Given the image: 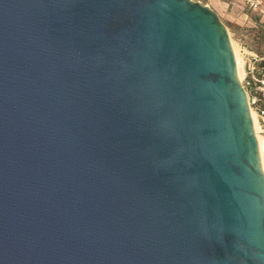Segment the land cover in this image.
Listing matches in <instances>:
<instances>
[{"label":"water","instance_id":"1","mask_svg":"<svg viewBox=\"0 0 264 264\" xmlns=\"http://www.w3.org/2000/svg\"><path fill=\"white\" fill-rule=\"evenodd\" d=\"M0 264H264L259 145L213 9L0 0Z\"/></svg>","mask_w":264,"mask_h":264},{"label":"built area","instance_id":"2","mask_svg":"<svg viewBox=\"0 0 264 264\" xmlns=\"http://www.w3.org/2000/svg\"><path fill=\"white\" fill-rule=\"evenodd\" d=\"M247 2L259 14L264 15V8L261 6L260 0H247ZM238 46L243 72L240 81L246 92L250 113H254L256 116L258 134L264 142V54L254 48Z\"/></svg>","mask_w":264,"mask_h":264},{"label":"rangeland","instance_id":"3","mask_svg":"<svg viewBox=\"0 0 264 264\" xmlns=\"http://www.w3.org/2000/svg\"><path fill=\"white\" fill-rule=\"evenodd\" d=\"M193 1H199L202 4L209 6L218 14L220 20L225 24L230 38L235 44L237 55L241 57L239 52V46L236 43L237 36L235 35V32L236 34L237 32L238 34L242 33L243 29H247L248 21L250 19L260 18L261 14H259L257 10L249 6L247 0H193ZM231 19H234L233 23L231 22ZM233 30H234V34H233ZM240 63H242V61ZM242 74L243 72L241 69V76Z\"/></svg>","mask_w":264,"mask_h":264},{"label":"crops","instance_id":"4","mask_svg":"<svg viewBox=\"0 0 264 264\" xmlns=\"http://www.w3.org/2000/svg\"><path fill=\"white\" fill-rule=\"evenodd\" d=\"M261 6L264 8V0H260ZM234 19H231L233 23ZM234 25V24H233ZM232 25V26H233ZM247 29H243L242 33L236 34V43L249 48L256 49L259 53L264 54V15L260 18L250 19ZM234 34V30H233Z\"/></svg>","mask_w":264,"mask_h":264},{"label":"bare ground","instance_id":"5","mask_svg":"<svg viewBox=\"0 0 264 264\" xmlns=\"http://www.w3.org/2000/svg\"><path fill=\"white\" fill-rule=\"evenodd\" d=\"M231 44H232V48H233L235 59H236V63H237L238 76L241 79L240 57L237 55L236 47H235V44L232 41V39H231ZM251 117H252L254 129H255L256 137H257V140H258L261 162L263 163V161H264V142H263L262 138L260 137V135L258 134L259 129H258V124H257V120H256L255 114L252 113ZM262 165H263V171H264V164H262Z\"/></svg>","mask_w":264,"mask_h":264}]
</instances>
